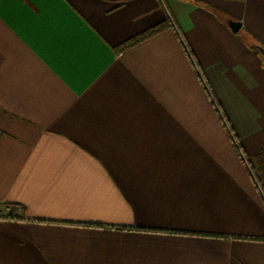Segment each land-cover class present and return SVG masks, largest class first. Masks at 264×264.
<instances>
[{
	"label": "crops",
	"instance_id": "crops-1",
	"mask_svg": "<svg viewBox=\"0 0 264 264\" xmlns=\"http://www.w3.org/2000/svg\"><path fill=\"white\" fill-rule=\"evenodd\" d=\"M256 44L264 0H0V264H264Z\"/></svg>",
	"mask_w": 264,
	"mask_h": 264
},
{
	"label": "trees",
	"instance_id": "trees-1",
	"mask_svg": "<svg viewBox=\"0 0 264 264\" xmlns=\"http://www.w3.org/2000/svg\"><path fill=\"white\" fill-rule=\"evenodd\" d=\"M165 26L164 23H160L154 26H151L137 34H135L133 37L125 40L124 42H122L119 46V49L125 48L141 39H143L144 37H147L157 31H159L160 29H162ZM250 169L252 171L253 176L255 177L256 181V185L260 190V193L262 194L263 198H264V149L261 150L260 152H258L257 154H255L254 156H250L246 158ZM253 168L255 169V172H253ZM244 238H259L256 236H241Z\"/></svg>",
	"mask_w": 264,
	"mask_h": 264
},
{
	"label": "water",
	"instance_id": "water-1",
	"mask_svg": "<svg viewBox=\"0 0 264 264\" xmlns=\"http://www.w3.org/2000/svg\"><path fill=\"white\" fill-rule=\"evenodd\" d=\"M227 24L231 28L232 31H237V29L240 26V23L236 20L228 19ZM255 47L261 52V54L264 56V48L258 44L255 45Z\"/></svg>",
	"mask_w": 264,
	"mask_h": 264
},
{
	"label": "built area",
	"instance_id": "built-area-1",
	"mask_svg": "<svg viewBox=\"0 0 264 264\" xmlns=\"http://www.w3.org/2000/svg\"><path fill=\"white\" fill-rule=\"evenodd\" d=\"M182 40V39H181ZM186 47V46H185ZM240 152V155H241V158L243 159V161H244V163L246 164V166L248 167V169H249V171H250V173H251V175H252V177H253V180L254 181H256V179H255V177L253 176V174H252V171H251V169H250V166H249V164H248V162H247V160H246V157L244 156V154H242V152L241 151H239ZM11 205H14L15 207V209H14V211H17V213H19L20 211H21V206L20 205H18V204H11Z\"/></svg>",
	"mask_w": 264,
	"mask_h": 264
},
{
	"label": "rangeland",
	"instance_id": "rangeland-1",
	"mask_svg": "<svg viewBox=\"0 0 264 264\" xmlns=\"http://www.w3.org/2000/svg\"><path fill=\"white\" fill-rule=\"evenodd\" d=\"M253 172H255V169L253 168ZM255 174H256V172H255ZM15 206L14 205H7L5 208H7V210H9V211H12V210H14L15 208H14Z\"/></svg>",
	"mask_w": 264,
	"mask_h": 264
}]
</instances>
